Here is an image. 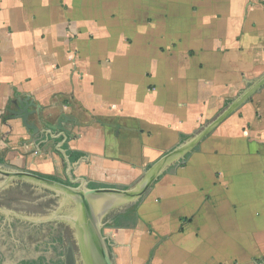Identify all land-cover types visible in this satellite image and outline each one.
I'll use <instances>...</instances> for the list:
<instances>
[{"label":"crops","instance_id":"1","mask_svg":"<svg viewBox=\"0 0 264 264\" xmlns=\"http://www.w3.org/2000/svg\"><path fill=\"white\" fill-rule=\"evenodd\" d=\"M1 154L72 188L152 181L102 225L119 264H264V0H0Z\"/></svg>","mask_w":264,"mask_h":264},{"label":"water","instance_id":"2","mask_svg":"<svg viewBox=\"0 0 264 264\" xmlns=\"http://www.w3.org/2000/svg\"><path fill=\"white\" fill-rule=\"evenodd\" d=\"M16 101L14 102L16 111L11 112V116L13 118L20 119L24 128L28 132L30 131V136L33 137L37 134L38 131V128L28 121V117L32 114V112L28 109L33 107V104H30L27 101ZM67 122L68 121L66 120V116L62 114L57 118L56 124L52 125L50 123H46V127L52 132L58 131L64 136H66L67 134H69V129L65 128L64 126L65 124H67ZM208 132L209 130L207 128L202 129L197 134V136L193 138V140L188 141L187 143L180 146L173 154L181 153V156H183V154L189 152L191 148L195 145V143L200 141V139ZM171 157L172 155L164 157L163 160L158 162L150 170L149 173L156 172V174H158L160 172V169L163 168V166H166L170 163V161L168 160H170ZM0 174L3 177V181L0 183V191L17 186H29L19 184V182L11 184L12 181L15 182V180H18L19 178H24L32 182H38L39 184L46 185V187H49L52 191H55V189L59 190L60 196H53L52 194H50L52 199L56 201L57 205L55 211L47 215V217H50V219L52 217H55L56 220H58L57 223L61 224L63 222L62 220L59 221L58 219L60 213L65 208L75 205L77 207V211H79L80 213L82 222L87 225V232L89 233L94 243V264H112L108 255L107 243L104 240V237L101 232V228L105 218L113 213L118 212L120 209H122L123 206H127L129 204L128 202H131L133 198L135 199L137 197H140L143 193H145V191L150 189V185L152 183V181H148L147 183H144L141 186L140 184H138L137 186L124 191L106 188L88 189L82 186L72 188L64 184L42 178L30 172L5 169L4 166L1 164ZM139 187V193H135L136 189ZM44 220H46V218ZM67 230L69 231V229ZM71 232L74 235L78 234V229L73 230ZM69 262V256H65L64 264H69Z\"/></svg>","mask_w":264,"mask_h":264},{"label":"flooded vegetation","instance_id":"3","mask_svg":"<svg viewBox=\"0 0 264 264\" xmlns=\"http://www.w3.org/2000/svg\"><path fill=\"white\" fill-rule=\"evenodd\" d=\"M2 181L0 174V183ZM56 205L46 191L37 188L17 186L0 191V207L10 211L7 214L0 211V239L19 253L20 247L25 248L27 243L42 244L39 251L42 262L47 258L49 264H64V258L68 256L64 247L69 231L62 223L42 219L55 210ZM30 215L34 220L27 219Z\"/></svg>","mask_w":264,"mask_h":264},{"label":"bare ground","instance_id":"4","mask_svg":"<svg viewBox=\"0 0 264 264\" xmlns=\"http://www.w3.org/2000/svg\"><path fill=\"white\" fill-rule=\"evenodd\" d=\"M18 182L19 184L29 185L30 187H35L37 189L39 188L41 190L50 192L53 196H60L59 190L55 189V191H52L49 187H46V185L39 184L38 182H32L24 178H19L18 180H15V182L12 181L11 184ZM58 218L63 221L62 223L65 229H69L70 236L65 240L64 247L65 251L68 253L67 255L69 256V264H94V243L87 232V225L82 222L80 213L77 211V207L72 205L65 208L60 213ZM47 219L53 221L56 220L55 217H52L51 219L48 217ZM76 229H78V234L74 235L71 231Z\"/></svg>","mask_w":264,"mask_h":264},{"label":"rangeland","instance_id":"5","mask_svg":"<svg viewBox=\"0 0 264 264\" xmlns=\"http://www.w3.org/2000/svg\"><path fill=\"white\" fill-rule=\"evenodd\" d=\"M6 157H7L6 154L0 155V160L3 161L1 163V165H3L5 169L6 168L7 169H16V170H20V171H24V172L30 171V170H28L27 162H25L24 165H22V167L20 169H17L15 167L11 166L9 164L10 162H6ZM46 193H48V192L46 191ZM0 211L7 214V212L9 210H6L4 207H0ZM54 211L55 210H53L52 213ZM6 214H5V216H6ZM27 217H28L27 219L34 220V217H32L31 215L27 216ZM36 217H37V215H36ZM38 217H41V216H38ZM45 218H46V220H49V219H47L48 218L47 216ZM45 218H42V219H45ZM38 219L39 218H37L36 220H38ZM58 219H59V221H61L60 218H58ZM57 221L58 220H55V221L49 220V222H57ZM106 228H108V227H106ZM28 244H30V245H28ZM41 246H42V244L27 243L25 248L20 247L19 251L21 253H19L18 251L13 250V249H15L14 247L11 248V244L5 242V240H3V239H0V264H49V260L47 258L45 259L46 262L45 261L42 262V260H43V259H41L42 253L39 252L41 249ZM107 247H108L107 250H108V255H109L111 263L112 264H119V261L115 258L117 255L113 252V248L109 246V243H107ZM31 257H33V258H31Z\"/></svg>","mask_w":264,"mask_h":264},{"label":"trees","instance_id":"6","mask_svg":"<svg viewBox=\"0 0 264 264\" xmlns=\"http://www.w3.org/2000/svg\"><path fill=\"white\" fill-rule=\"evenodd\" d=\"M62 138L57 139V143L61 141ZM64 150H66L67 155L69 156V161L70 163H75L77 160H79V158L82 156V154L80 153H76V152H70L67 150V148L65 147V145L63 146ZM3 161L0 160V164ZM42 178L51 180V181H55L61 184H64L66 186H72V184H70L69 182H61L59 179L51 177V176H46V175H41V174H36ZM75 186V185H74ZM92 187V185H90ZM98 188H102L101 186H99ZM135 220V206L131 207L130 209H128L124 214H120L118 216H116L114 218V220L112 221L111 224L106 225V227H111L114 226L115 228L118 227H123V221H128V222H134Z\"/></svg>","mask_w":264,"mask_h":264}]
</instances>
